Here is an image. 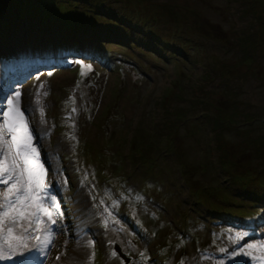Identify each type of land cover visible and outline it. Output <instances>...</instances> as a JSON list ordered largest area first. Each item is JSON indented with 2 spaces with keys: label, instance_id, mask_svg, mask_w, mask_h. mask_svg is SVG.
Here are the masks:
<instances>
[{
  "label": "rangeland",
  "instance_id": "1",
  "mask_svg": "<svg viewBox=\"0 0 264 264\" xmlns=\"http://www.w3.org/2000/svg\"><path fill=\"white\" fill-rule=\"evenodd\" d=\"M10 1L0 111L21 93L59 205L42 264H264V0Z\"/></svg>",
  "mask_w": 264,
  "mask_h": 264
},
{
  "label": "snow or ice",
  "instance_id": "2",
  "mask_svg": "<svg viewBox=\"0 0 264 264\" xmlns=\"http://www.w3.org/2000/svg\"><path fill=\"white\" fill-rule=\"evenodd\" d=\"M88 67L90 70L91 66ZM20 97L21 93L16 91L6 99V110L0 111V184L6 186L0 193V199L5 202L0 204V208L5 209L0 212V259H10L9 253L17 255L28 250L30 238L37 242L35 246L46 250L53 239L48 225L57 223L54 211L59 208L55 198L47 195L43 165L34 163L39 153L33 146V136L20 108ZM48 199L53 201L50 207L46 206ZM16 229L20 231L14 235ZM40 232L46 233L43 239L37 235Z\"/></svg>",
  "mask_w": 264,
  "mask_h": 264
},
{
  "label": "bare ground",
  "instance_id": "3",
  "mask_svg": "<svg viewBox=\"0 0 264 264\" xmlns=\"http://www.w3.org/2000/svg\"><path fill=\"white\" fill-rule=\"evenodd\" d=\"M0 202H4V201L0 199ZM19 231H20L19 229H16L14 234H18ZM38 234L41 235V239L43 235H46V233L43 232H40ZM28 244H29L28 250L24 251L22 254H17V255H12L11 253H9V255H11V258L0 259V264H37V261L39 260V256L42 255L45 252V250L42 248V250L38 252V254L37 253L35 254L36 250L38 249V246H35L37 242L35 240L33 241L30 238L28 240ZM17 251L19 252L20 250L18 249ZM49 264H57V263L52 261Z\"/></svg>",
  "mask_w": 264,
  "mask_h": 264
},
{
  "label": "trees",
  "instance_id": "4",
  "mask_svg": "<svg viewBox=\"0 0 264 264\" xmlns=\"http://www.w3.org/2000/svg\"><path fill=\"white\" fill-rule=\"evenodd\" d=\"M7 1V4H4V2H6ZM8 1L9 0H0V15L2 16V15H4V12H5V9L7 8L8 10H10V8H8V7H10L11 6V1L8 3ZM23 3H27V2H29L30 0H21ZM78 1H81V4L84 6V7H87V6H90V5H88V4H93V2L95 3V4H99L100 5V3L101 2H99V1H97V0H78ZM33 2H36V0H33ZM73 2V1H72ZM76 4H78L77 3V1H76V3H75V9L76 8H78L77 6H76ZM6 6V7H5ZM1 8H5V9H1ZM75 9H73V10H75ZM21 10V9H20ZM245 58L246 57H244L243 58V60H245ZM249 60V58H246V61H248Z\"/></svg>",
  "mask_w": 264,
  "mask_h": 264
},
{
  "label": "water",
  "instance_id": "5",
  "mask_svg": "<svg viewBox=\"0 0 264 264\" xmlns=\"http://www.w3.org/2000/svg\"><path fill=\"white\" fill-rule=\"evenodd\" d=\"M115 249L119 253V255L123 256V254L121 253V251L119 250V248L117 246L115 247Z\"/></svg>",
  "mask_w": 264,
  "mask_h": 264
}]
</instances>
